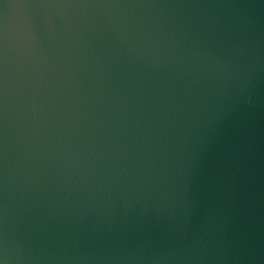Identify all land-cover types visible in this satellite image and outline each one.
<instances>
[{
	"label": "clouds",
	"instance_id": "obj_1",
	"mask_svg": "<svg viewBox=\"0 0 264 264\" xmlns=\"http://www.w3.org/2000/svg\"><path fill=\"white\" fill-rule=\"evenodd\" d=\"M0 264H264V0H0Z\"/></svg>",
	"mask_w": 264,
	"mask_h": 264
}]
</instances>
